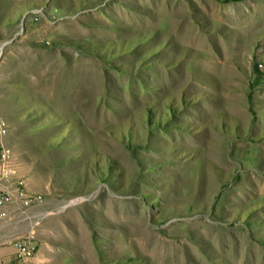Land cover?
Returning a JSON list of instances; mask_svg holds the SVG:
<instances>
[{
	"label": "rangeland",
	"instance_id": "rangeland-1",
	"mask_svg": "<svg viewBox=\"0 0 264 264\" xmlns=\"http://www.w3.org/2000/svg\"><path fill=\"white\" fill-rule=\"evenodd\" d=\"M14 36L4 142L66 208L0 264H264V0H0Z\"/></svg>",
	"mask_w": 264,
	"mask_h": 264
},
{
	"label": "built area",
	"instance_id": "built-area-1",
	"mask_svg": "<svg viewBox=\"0 0 264 264\" xmlns=\"http://www.w3.org/2000/svg\"><path fill=\"white\" fill-rule=\"evenodd\" d=\"M15 37L0 39V63L3 62L7 47ZM7 132V121L0 113V228L3 225L14 226L22 221H29L34 228L45 218L64 210L66 205L56 210L44 209L37 212L32 210L42 201L43 196L40 193H32L27 188L26 179L19 172L17 155L4 142ZM17 210L21 214L19 217L13 215ZM32 237L16 236L11 239L17 256L26 264H30L35 257L36 246Z\"/></svg>",
	"mask_w": 264,
	"mask_h": 264
}]
</instances>
